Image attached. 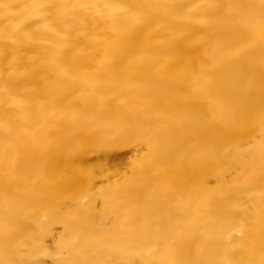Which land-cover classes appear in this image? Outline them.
Masks as SVG:
<instances>
[{"label":"bare ground","instance_id":"6f19581e","mask_svg":"<svg viewBox=\"0 0 264 264\" xmlns=\"http://www.w3.org/2000/svg\"><path fill=\"white\" fill-rule=\"evenodd\" d=\"M0 264H264V0H0Z\"/></svg>","mask_w":264,"mask_h":264}]
</instances>
